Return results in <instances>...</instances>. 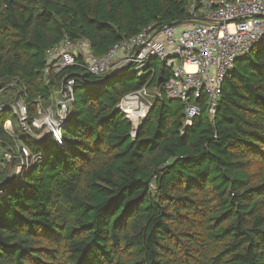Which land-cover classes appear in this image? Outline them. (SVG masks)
Listing matches in <instances>:
<instances>
[{
  "label": "trees",
  "instance_id": "1",
  "mask_svg": "<svg viewBox=\"0 0 264 264\" xmlns=\"http://www.w3.org/2000/svg\"><path fill=\"white\" fill-rule=\"evenodd\" d=\"M193 1L0 0V264H264V35L223 79L214 115L202 96L190 125L156 59L142 78L41 73L63 36L101 55L185 20ZM64 75L74 100L56 146L16 127L11 105L22 100L30 124ZM143 87L153 107L132 137L115 107ZM21 147L37 159L11 174Z\"/></svg>",
  "mask_w": 264,
  "mask_h": 264
},
{
  "label": "built area",
  "instance_id": "2",
  "mask_svg": "<svg viewBox=\"0 0 264 264\" xmlns=\"http://www.w3.org/2000/svg\"><path fill=\"white\" fill-rule=\"evenodd\" d=\"M189 5L185 20L159 28L151 23L139 33L114 43L101 55L92 54L86 38L71 41L63 36L46 51L41 73L48 82L51 75L80 66L81 74L102 76L121 69L142 78L153 72L150 60L156 59L170 72L161 88L169 99L182 101L185 124L190 125L199 114L200 107L195 101L202 96L206 98L209 115L213 116L223 79L235 60L244 56L264 35V0H194ZM63 77L64 91L60 87L54 93L53 103L43 106L38 97L36 114L30 124L26 122L23 101L12 107L23 131L33 132L36 139L49 135L56 146L64 143L62 130L72 116L70 105L74 100L75 79ZM152 107L151 95L143 87L123 96L115 108L130 121V134L134 137ZM20 150L19 172L37 159L28 148ZM11 157L12 154L7 159Z\"/></svg>",
  "mask_w": 264,
  "mask_h": 264
},
{
  "label": "rangeland",
  "instance_id": "3",
  "mask_svg": "<svg viewBox=\"0 0 264 264\" xmlns=\"http://www.w3.org/2000/svg\"><path fill=\"white\" fill-rule=\"evenodd\" d=\"M157 61V64H159L160 63V61L159 60H156ZM150 93V92H149ZM150 95H151V99H153V92H151L150 93ZM20 101H22V100H20ZM20 101H16L14 104H12L11 105V108L12 107H15L16 105H17V103L18 102H20ZM5 126V129H7V131H8V133L11 135H13L14 134V129H13V127L12 126H10V124H8L7 122L4 124ZM17 125H19L18 123H16L15 122V126L17 127ZM28 133H30V134H32V135H34V133L32 132H28ZM9 156V154H7L6 155V157H8ZM11 159V158H10ZM19 163H17V164H15L14 165V167L12 168V170H11V174H16V173H19V170H20V168H19Z\"/></svg>",
  "mask_w": 264,
  "mask_h": 264
},
{
  "label": "water",
  "instance_id": "4",
  "mask_svg": "<svg viewBox=\"0 0 264 264\" xmlns=\"http://www.w3.org/2000/svg\"><path fill=\"white\" fill-rule=\"evenodd\" d=\"M171 24H176V22L174 23H171ZM121 69H117V70H114V71H111V73L109 75H106L105 77L106 78H111L112 76H116L118 75L119 73H121ZM82 78L86 80V76H85V73L81 74ZM61 91H64V83H62L61 85ZM139 129V128H138ZM137 129V130H138Z\"/></svg>",
  "mask_w": 264,
  "mask_h": 264
},
{
  "label": "crops",
  "instance_id": "5",
  "mask_svg": "<svg viewBox=\"0 0 264 264\" xmlns=\"http://www.w3.org/2000/svg\"><path fill=\"white\" fill-rule=\"evenodd\" d=\"M8 123V122H7ZM8 124H10V126H12V123H11V121H9V123Z\"/></svg>",
  "mask_w": 264,
  "mask_h": 264
}]
</instances>
